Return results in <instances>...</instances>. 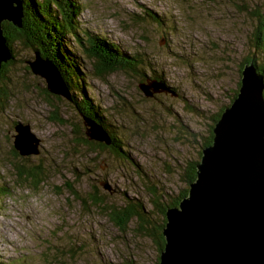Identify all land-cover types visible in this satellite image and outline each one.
Listing matches in <instances>:
<instances>
[{
	"label": "rangeland",
	"instance_id": "obj_1",
	"mask_svg": "<svg viewBox=\"0 0 264 264\" xmlns=\"http://www.w3.org/2000/svg\"><path fill=\"white\" fill-rule=\"evenodd\" d=\"M75 1L84 33L102 35L144 61L135 73L99 77L68 37L86 94L122 138L126 157L84 144V119L73 101L47 90L28 64L36 51L16 43L0 102V189L8 190L0 195V264H156L159 253L147 232L136 220L121 231L109 210L140 200L162 223L151 204L155 186L172 196L188 187L184 168L202 153L213 117L239 91L245 60L254 57L264 72V38L253 42L254 31H264V0ZM145 12L166 24H150ZM137 16L144 19L138 23ZM149 82L168 89L147 96L142 86ZM18 122L41 140L38 155L15 150ZM18 166L42 168L43 182L34 186ZM74 189L99 193L107 206L78 200Z\"/></svg>",
	"mask_w": 264,
	"mask_h": 264
},
{
	"label": "water",
	"instance_id": "obj_2",
	"mask_svg": "<svg viewBox=\"0 0 264 264\" xmlns=\"http://www.w3.org/2000/svg\"><path fill=\"white\" fill-rule=\"evenodd\" d=\"M24 3L0 0V71L13 59L3 23L21 29ZM28 64L50 93L73 101L54 63L36 51ZM163 85L149 82L142 88L150 96L168 89ZM81 116L87 139L111 144L98 123ZM15 131L14 148L21 156L40 153L41 140L29 125L18 122ZM213 133V143L202 149L189 194L166 210V244L159 264H264V76L254 63L244 66L238 94Z\"/></svg>",
	"mask_w": 264,
	"mask_h": 264
},
{
	"label": "trees",
	"instance_id": "obj_3",
	"mask_svg": "<svg viewBox=\"0 0 264 264\" xmlns=\"http://www.w3.org/2000/svg\"><path fill=\"white\" fill-rule=\"evenodd\" d=\"M24 2L25 17L23 27L21 29L16 28L7 21L3 23L4 36L12 51L13 59L7 64H4L0 71V102L7 96V90L4 86L5 83H7L8 68L12 65L15 57L13 49L16 43L33 48L35 51L39 52L44 59L50 60L59 69L66 84L72 91L73 103L78 112L98 123L111 140V144L107 145L103 142L90 141L85 137L82 139L84 144L90 145L96 152H98L96 149L99 148V150H105L117 158H125L126 153L123 150L125 144L122 138L116 136L114 132L109 129L110 126L105 121L107 118L104 112L99 109V105L94 99L92 97L89 98L86 94L87 85L81 70L82 68L78 63V56L73 54L76 53L73 47L69 48V46H67L68 37L74 38L75 43L82 46L84 56L88 58V60L94 62V72L99 77L117 70L135 73L139 68H142L144 61L141 58L131 56L122 46L111 42L102 35L91 32L84 33V31L80 29L77 20L81 7L75 0H43L40 2L38 0H24ZM138 18L139 20L136 21L138 23H140L141 19L145 18L150 24L155 23V25L157 24L158 26H164L166 24L162 16L153 12H145L144 18L141 16ZM80 34L82 36H80ZM262 36L264 38V31L262 28L258 27L257 30L254 31L253 42L257 43ZM252 62L256 65L254 57L247 58L243 66ZM259 73L264 76L263 69H259ZM142 77L147 78L145 73H143ZM140 79L144 80V78ZM74 93H77L75 99ZM237 94L238 91L235 93L231 102H233ZM222 112L223 110L213 117L215 123L221 117ZM213 129L214 126L212 125L208 136L202 139V149L212 144L214 138ZM201 154L200 151L199 157L189 162L184 168L182 178L188 187L179 193L178 196L175 194L177 197L172 196L174 194H168L165 190H159L157 186H155L156 188L152 194L153 199L151 200V204L154 209H157L159 216L162 217L161 224L154 213L148 211L143 201L140 200L130 199L127 200L123 206L112 207L109 210L110 220L114 221L116 224H113L117 225L121 231H127L129 223L136 220L140 228L147 232V235L155 242L157 252L159 253L156 264H159L160 253L165 247V239L162 230L166 224V210L170 207L178 206L180 201L187 196L189 185L196 180L197 164L201 159ZM17 168L19 169L20 177L22 176L27 180H31L34 186H38L43 182L45 170L42 168H26L25 166H18ZM6 192H8V190L1 187L0 195H5ZM71 194L84 203L89 202L91 205L107 206L99 193H90L83 196L74 189L71 191Z\"/></svg>",
	"mask_w": 264,
	"mask_h": 264
},
{
	"label": "bare ground",
	"instance_id": "obj_4",
	"mask_svg": "<svg viewBox=\"0 0 264 264\" xmlns=\"http://www.w3.org/2000/svg\"><path fill=\"white\" fill-rule=\"evenodd\" d=\"M253 63V62H252Z\"/></svg>",
	"mask_w": 264,
	"mask_h": 264
}]
</instances>
